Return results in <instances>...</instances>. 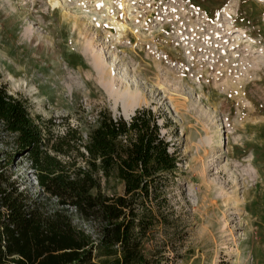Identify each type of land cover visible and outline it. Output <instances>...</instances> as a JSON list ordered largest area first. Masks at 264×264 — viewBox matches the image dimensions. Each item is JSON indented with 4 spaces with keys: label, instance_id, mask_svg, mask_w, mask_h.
I'll list each match as a JSON object with an SVG mask.
<instances>
[{
    "label": "rangeland",
    "instance_id": "rangeland-1",
    "mask_svg": "<svg viewBox=\"0 0 264 264\" xmlns=\"http://www.w3.org/2000/svg\"><path fill=\"white\" fill-rule=\"evenodd\" d=\"M96 62L147 84L140 108L161 116L179 155L148 257L264 264V0H0V86L54 134L80 124L85 135L104 108L122 115ZM155 83L167 91L151 96ZM1 128L3 153L13 138ZM29 165L17 155L10 170L38 198ZM106 190L122 193L123 184ZM12 257L0 264H16Z\"/></svg>",
    "mask_w": 264,
    "mask_h": 264
},
{
    "label": "trees",
    "instance_id": "trees-1",
    "mask_svg": "<svg viewBox=\"0 0 264 264\" xmlns=\"http://www.w3.org/2000/svg\"><path fill=\"white\" fill-rule=\"evenodd\" d=\"M160 117L149 107L130 119L104 108L85 135L80 124L56 135L27 100L0 86L1 129L13 138L0 153V263L155 264L145 241L166 220L180 163ZM17 155L29 159L38 198L10 170ZM112 180L122 193H107Z\"/></svg>",
    "mask_w": 264,
    "mask_h": 264
},
{
    "label": "bare ground",
    "instance_id": "bare-ground-1",
    "mask_svg": "<svg viewBox=\"0 0 264 264\" xmlns=\"http://www.w3.org/2000/svg\"><path fill=\"white\" fill-rule=\"evenodd\" d=\"M147 69L148 68L141 67L140 71L144 72V76L148 75L147 72L149 69ZM96 71L98 72L100 86L116 106H122L124 115H131L141 106H144L150 102L148 96L150 94V91L148 90L147 84L134 82L128 80L125 77H117L113 73V69L100 67L98 63L96 65ZM153 85L155 86V89L154 91H151V96H154L155 94L154 97H156L157 93H161L162 89L164 91H167V89L160 83H155Z\"/></svg>",
    "mask_w": 264,
    "mask_h": 264
},
{
    "label": "water",
    "instance_id": "water-1",
    "mask_svg": "<svg viewBox=\"0 0 264 264\" xmlns=\"http://www.w3.org/2000/svg\"><path fill=\"white\" fill-rule=\"evenodd\" d=\"M135 112H136V111H134L131 115H128V116L124 115L123 113H122V115H123L126 119H130L131 116H133V115L135 114Z\"/></svg>",
    "mask_w": 264,
    "mask_h": 264
},
{
    "label": "built area",
    "instance_id": "built-area-1",
    "mask_svg": "<svg viewBox=\"0 0 264 264\" xmlns=\"http://www.w3.org/2000/svg\"><path fill=\"white\" fill-rule=\"evenodd\" d=\"M34 180H35V182H36V184H37V180L34 178Z\"/></svg>",
    "mask_w": 264,
    "mask_h": 264
}]
</instances>
